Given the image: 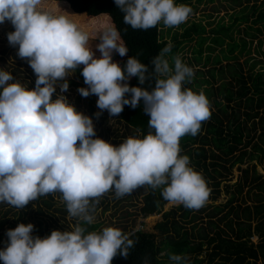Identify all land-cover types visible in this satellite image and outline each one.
Wrapping results in <instances>:
<instances>
[{
    "label": "clouds",
    "instance_id": "clouds-1",
    "mask_svg": "<svg viewBox=\"0 0 264 264\" xmlns=\"http://www.w3.org/2000/svg\"><path fill=\"white\" fill-rule=\"evenodd\" d=\"M44 3L0 0V24L11 21L15 28L8 33L9 43L18 45V55L28 60L37 76L35 88L29 89L0 68V203L24 209L41 196L59 192L77 223L72 230H53L44 238L33 235V223H20L7 230L9 241L0 249V261L112 264L117 255H129L136 239L117 227L88 230L86 225L96 219L94 203L104 194L114 192L121 198L150 186L162 189L169 207L199 210L209 202L211 189L190 157L181 154V139L201 131L211 118V103L203 91L185 87L195 71L178 54L170 62L171 43L153 58L151 72L136 56L122 66L113 55L123 57L129 49L114 22L87 31L69 16L45 10ZM115 4L133 29L178 27L193 14L191 6L177 0ZM95 40L99 43L94 50ZM81 65L88 85L78 89L83 97L97 95L98 108L113 117L126 105L136 108L143 101L154 131L130 136L119 146L98 137L93 118L64 95L70 86L66 77ZM133 77L140 85L154 79V87L131 86L127 81ZM170 264L193 262L188 255L173 253Z\"/></svg>",
    "mask_w": 264,
    "mask_h": 264
},
{
    "label": "trees",
    "instance_id": "trees-1",
    "mask_svg": "<svg viewBox=\"0 0 264 264\" xmlns=\"http://www.w3.org/2000/svg\"><path fill=\"white\" fill-rule=\"evenodd\" d=\"M231 1L241 7L240 11L230 15L233 21L230 25L227 26L221 21L217 29H211L214 37L208 32V24L201 20L190 19L187 23L180 25L181 30L170 27V39L164 33L163 24L148 30L133 29L124 22V13L115 4V0H45L44 3L45 10L69 16L70 19L87 31H93L105 24L114 22L129 49L123 57L118 53L113 55L114 61L122 66L126 64L129 57L136 56L141 62L149 66L151 72L154 69L153 58L169 43L173 46L171 53L168 54V57L171 56V62L174 56L180 54L186 40L197 39V46L193 49L194 59L197 61L200 59L205 60L204 67L208 69L209 77L204 82L209 84V88H211V90L208 88L206 91L222 92L228 101L223 106H220V103L216 101L219 111H214L211 106V118L203 122L201 131L196 136L187 135L181 139V154L190 157L191 165L195 170L202 173L209 187H211L212 180L215 186L221 184L219 177L224 175V170L228 171L229 165L232 167L236 164L241 165L246 162L247 157L250 160L255 159L258 156L255 153L257 150L264 153L262 143V141L264 142V117H262L264 113L263 73H254L255 76L250 74L247 79L241 69L240 71L236 69L232 81H223L218 86L212 85L221 76L226 77L225 72L228 68L227 66H221L218 69L216 67L223 61L221 54L213 56L212 51L217 46L222 48L224 44H228V50L231 54L226 53V49L223 48L224 58L227 60L229 58L237 59L239 55L245 52L250 54L254 41L258 39L262 42L261 36L264 35V0ZM177 3L196 8L192 0H177ZM208 23L211 22L208 21ZM235 24L238 26L245 25L244 27H238V32H241L239 37L233 35ZM227 38L231 41L228 42ZM208 40L210 42L206 45ZM97 43H99V40L92 42L94 50ZM238 50L240 54H235ZM205 53L206 55H204ZM96 56H100L98 50H96ZM251 58L253 57L250 56L247 61ZM82 69L83 65L76 70V78L79 80L73 79L70 82L77 88L88 87L84 82ZM218 73H220V76ZM233 80L241 85L237 91L230 86L234 83ZM127 83L131 86L150 89L154 87L155 81L153 79L146 81L144 85H140L138 78L133 77ZM187 84L193 87V85ZM126 95L130 96L131 94ZM89 99L92 114L97 116L94 103L95 95H90ZM243 99L246 100L245 106L250 109L245 112L246 118H242ZM232 102L234 104L236 102V105L231 104ZM229 108H232L231 111ZM118 116L119 121L124 126L122 134L124 137L129 133L147 135L149 132L154 131L149 127V116L144 113L143 101L136 108L126 105L124 111ZM98 118H102V114ZM252 131L254 134L251 137ZM258 132H260L258 135L261 137V142H254L252 145L253 150H248L247 145L252 142L255 136H258ZM245 136L246 143H244ZM241 145L244 148H241ZM239 150L241 151L237 153ZM250 168L242 167L244 182L238 184V191L241 193L246 184H252V187H250L251 192L259 190L254 192V197H251L254 199L253 203L245 206L240 203L231 205V209L225 214H222V207H217L216 211L211 213L213 218L209 220L210 230L207 231L206 228H203L204 233L199 235L191 233L184 225L179 223L178 219L174 218L173 215L179 210L182 211L183 218L189 220L192 209L185 208L182 205L164 212L162 220L156 223L157 233L131 229L128 223L118 226L117 228L122 229L124 232L131 233L132 238L136 239V244L127 257L117 255L114 257L112 264H145L146 260H150L151 264H170V255L173 253L190 256L193 264H204L205 261L208 264H264V174L258 172L256 165L254 171H251ZM147 188L148 192L144 195L140 212L145 217L158 215L162 213L167 201L162 196V189H152L150 186H147ZM248 196H251L250 191ZM45 203H48V201L45 200ZM238 208L247 213L245 216L247 223L242 220L235 221L236 219L234 220L231 217V215H237L238 217ZM42 212L43 209L40 207L37 214ZM25 220L24 215L21 214L19 221L24 223ZM219 222H222L228 228L223 227ZM47 227V221L37 217V225L33 235H38L41 238L50 235L48 234L49 231H46ZM86 227L89 231L102 230L101 224L97 222L86 225ZM159 232L163 235L161 241L157 240ZM3 237L4 234L0 233V240ZM255 237L259 240L254 241L253 238ZM0 264H3V261H0Z\"/></svg>",
    "mask_w": 264,
    "mask_h": 264
},
{
    "label": "rangeland",
    "instance_id": "rangeland-1",
    "mask_svg": "<svg viewBox=\"0 0 264 264\" xmlns=\"http://www.w3.org/2000/svg\"><path fill=\"white\" fill-rule=\"evenodd\" d=\"M192 3L195 4L196 8L194 9V6H191L193 8V14L189 17L188 20H201L205 24H208V32L213 37L214 34L213 32H211V29H217L221 21H223L227 26L230 25L233 22L230 15L234 12L240 11L241 8L239 5L234 4L231 0H202L200 2L198 0H192ZM208 21H210L211 23L209 24ZM244 26V24L240 26L235 24L233 27V35L235 37H239V35H241V32H238V27ZM169 28L170 27L163 26L166 37L170 39L171 34H169ZM176 29L181 30L182 27L178 26L176 27ZM14 30L15 28L13 27L11 21L6 20L3 24H0V68H4V70L11 72L14 76V79L23 83L24 86H28L29 89H34L35 81L37 79L34 70L31 68L26 58H21L18 55V45L14 47L9 43L8 33ZM261 39L262 42H260V40L258 39L254 41V43L252 44V52L250 54L245 52L239 55L237 59L229 58L227 60L226 58H224L222 53L223 48L226 49V53L231 54L228 50V44H224L222 48H220V46H217L216 49L212 51L213 56L221 54L223 61L221 62V64L216 65V67L217 69L221 66H227L228 68L225 72L226 77L221 76V78L218 81L216 80L212 85L218 86V84L223 81H232V76H234L233 73L236 72V69L237 71H240L241 69L247 79L250 74H253L255 76L256 74L254 73L259 72L263 73L264 77V35L261 36ZM227 41L229 42L231 40L227 38ZM209 42L210 40L207 41L206 45ZM197 43V39H194L192 41L186 40L183 44L184 47L179 54L186 64L195 69V77L189 83L190 85H193V87H190L187 84L186 88H191L197 92L203 91L211 101L210 103L213 107V110L219 111V106L216 104V101L220 103V106L227 104L228 101L222 92H216L214 90L209 92L206 91L209 88V84L204 81L207 77H209L207 73L208 69L204 67V59H200L199 61L194 59L193 49L195 48V46H197ZM235 54H240V51H236ZM204 55H206V53ZM250 56L253 58L247 61ZM170 57H168L169 60ZM218 75L220 76V73H218ZM76 77L77 75L75 71L74 74L69 75L68 77H66V79L70 83L73 79H77ZM233 82L234 83L230 86H232L234 90L237 91V89H239L241 85L236 82V80H233ZM59 83L62 84L63 81H60ZM78 89L79 88L73 86L70 83L69 89L64 93V95L72 104L75 105L78 111H81L93 118L96 128V135L98 137L103 138L106 141L112 144L114 143V145L118 146L130 136H140L139 134L129 133L124 137L122 135L124 132V126L122 122L119 121V116L113 117L107 110H100L97 106V95H95V108L97 113L102 112V118L94 116L90 109L89 96L83 97L79 93ZM209 89L211 90V88ZM59 91L60 88L58 84L57 93H59ZM57 93H54V99ZM245 102L246 100L243 99L244 105L242 109V118H246L245 112L250 110L247 106H245ZM231 104L236 105V102L235 104L234 102H232ZM229 109L231 111L232 108ZM262 117H264V113L262 114ZM251 123L252 121L250 122V124ZM253 134L254 132L252 131L251 137L253 136ZM258 134H260V132H258L257 135ZM258 141L261 142V137H259V135L255 136L252 142L247 145V149L253 150V143ZM246 142L247 139L245 136L244 143ZM262 143L264 145L263 141ZM242 145L240 147L244 148ZM240 151L241 150H239L237 153H239ZM255 153L258 154L255 159L250 160L247 157L246 162L242 163L241 165L236 164L233 167L229 165L228 171L224 170V175L219 177V179H221L220 185L215 186L213 184V180L211 181L212 184L211 187H209L211 189L209 202L199 210H192L189 220H185L181 214L182 211L179 210L177 211V213H175V215H173L174 218L178 219L179 223L184 225V227H186L191 233L199 235L201 233H204L203 228H206L207 231L210 230L211 226L209 225V220L213 218L211 216V213L215 212L217 207H222V214H225L231 209V205H238L240 203L241 205L245 206L249 203H253L254 199H252L251 197H254V192L259 190H253L251 192L250 187H252V184H246L242 192L240 193L238 191V184L240 182H244V180L242 179L244 176L242 167H251L250 170L254 171V167L256 165L258 172L264 174V153L260 150H257ZM249 191L251 196H248ZM147 192V186H141L140 188L134 190L132 194L125 195L121 198H117L114 192L104 194L102 197L98 198V203H94V215L96 217L94 223H100L101 229L109 226L118 227L125 223H128L131 229H141L144 231L157 233V221L162 220L164 212L170 211L177 206L169 207L167 203L162 213L145 217L143 216V214H141L140 209L144 202V195L147 194ZM45 200H47L48 203H45ZM40 207L43 209V212L37 214V210ZM0 211V233L4 234V237L0 240V249L5 248L9 241V238L6 235L7 230L14 229L20 223H22L21 221H19V217L21 214L24 215L26 219V222H24V224L33 223L36 226L37 217L38 219H45L47 221L48 227L46 228V231H49L48 234H51L53 230H72V226L77 223L76 218H70L67 204L62 198V194L59 192L41 196L37 200L32 201L28 205H26L24 209H19L17 207L11 206L8 203H0ZM237 214L239 218L235 214V216L231 215V217H233L234 220L236 219L235 221L242 220L245 221L244 223H247L245 217L247 213H245L243 209L238 208ZM215 218L217 219V216ZM219 224L225 228H228L224 226L222 222H219ZM161 238H163V235H161L159 232V234L157 235V240L161 241ZM253 239L254 241L259 240L257 239V237ZM204 264L208 263L205 261Z\"/></svg>",
    "mask_w": 264,
    "mask_h": 264
}]
</instances>
